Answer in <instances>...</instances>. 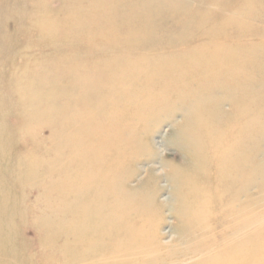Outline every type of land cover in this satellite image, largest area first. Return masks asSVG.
Returning a JSON list of instances; mask_svg holds the SVG:
<instances>
[{
    "label": "rangeland",
    "instance_id": "obj_1",
    "mask_svg": "<svg viewBox=\"0 0 264 264\" xmlns=\"http://www.w3.org/2000/svg\"><path fill=\"white\" fill-rule=\"evenodd\" d=\"M166 2L0 0V231L11 264H128V258L131 264H212L209 257L245 236L258 248L245 264H264V0H174L180 17L163 14ZM128 8L141 14L132 17ZM117 64L149 79V87L140 83L137 91L112 86L121 92L113 103L127 108L117 120L135 136L136 149L117 174L127 205L116 225L127 229L106 242L128 243L130 253L69 263L72 233L57 223L65 218L58 209L72 182L52 167L55 123L67 116L79 82L104 70L123 77ZM147 99L159 111L141 119L131 109ZM98 101L101 115L97 119L92 108L88 117L106 126L110 113ZM213 113L223 118L221 127L238 131L230 159L235 200L223 206L215 199L224 197V184L215 183V173L197 172L201 162L193 151L199 145L184 129L198 122L206 131ZM205 180L214 200L198 206L185 187ZM228 208L233 213L227 216ZM111 210L109 217L117 214ZM85 245L99 247L96 241Z\"/></svg>",
    "mask_w": 264,
    "mask_h": 264
},
{
    "label": "bare ground",
    "instance_id": "obj_2",
    "mask_svg": "<svg viewBox=\"0 0 264 264\" xmlns=\"http://www.w3.org/2000/svg\"><path fill=\"white\" fill-rule=\"evenodd\" d=\"M102 1L115 6V2L119 0ZM169 1L172 3L167 4ZM173 1L174 0H167L165 3L166 5L162 6L164 15H172L171 17H173L178 15L175 14L176 12H180V10H175L177 8L173 7L175 3ZM131 2L132 0H127L129 5ZM153 11L155 12L156 9ZM127 13L133 17L135 15H140L141 11L128 8ZM178 17H180V13ZM173 19L176 18L174 17ZM122 23H124V21H122ZM109 25H111V23ZM116 38L117 36L114 37V39ZM117 39L120 40L121 37ZM124 39H131V36H125ZM115 68L120 71L122 70L121 72H123L124 76L118 77V75H113L110 70H104L99 72L94 80H90L86 83L79 82L80 84L77 85V88H79L81 92L75 96H70V98H72V106L70 105L69 109L66 110L67 116L55 123L56 139H54V142L58 155H55L54 160H52V167H56V172H58V175L61 174V178H68L72 182V186L64 200L66 203L61 202L60 209H58L59 211H63L66 219L64 218L63 221H58L57 223L60 229L64 228L65 231L72 233L69 238L74 242L75 250L70 254L71 259L69 263H81L96 256L116 255L121 252L128 255L130 253L128 243L123 245V247H117V245H115L116 243L109 246L106 242V239H108L107 236L110 235L113 237V242L118 241V233L123 229H127L125 223L116 225L117 221L121 222V220L126 218L122 210L127 205V203H125V198L121 199V195L123 196L122 193L124 191H121V188H117L116 186L118 181L117 174L124 159H129L131 150L136 149L135 136L128 135L124 128L126 126L125 123L117 120V116L119 117V115L124 112L127 113V108L118 109L117 105L113 103L115 97L121 98V92L113 87L116 83L117 85L128 84L136 90L138 86H141L140 83H142V86H146L147 89L149 87V79L138 77L135 71L127 68L125 69L120 64H117ZM104 78L110 80L106 83L110 86L106 85V87L103 86L105 88H95L96 85L101 84ZM140 79L142 81H140ZM134 85L137 86L135 87ZM92 93L97 95L96 101L93 99L90 100L88 94ZM126 93L129 96L130 92L126 91ZM130 97V100L134 99L132 94ZM99 99L103 102L101 107L110 113L106 116L107 118L105 117V119L108 120V125L106 126L97 124L94 117H88L89 110L92 108L96 109L94 103L97 102L99 104ZM139 103L140 104H137L135 109H131V112L136 113L141 119L146 118L145 116L149 115V112H153L154 110L159 111V108H155L153 101L150 99L144 102L140 100ZM98 108L96 109L97 119L101 115ZM45 109L44 114L46 115L48 111H45ZM222 119L223 118H219V120H216V115H214V113L205 119L211 122L210 127L206 129L207 132L198 130V122L193 123V126L184 128L186 131H189L188 133L195 138L194 142L199 145L197 148L192 147V149L194 148L196 151H193V159L201 162V166H199L197 172L203 175L215 173L216 177L214 178H218V175L220 178L216 180L215 183L220 182L224 184V190L226 192L224 197L218 196L215 199L220 206H223L224 203L228 201L235 200V197L229 193L234 175L232 166H230V159H232L233 145H235V141H233L232 138L236 136L238 132L230 128V126L225 127L224 125L221 127L219 121ZM29 120H33V117L29 116ZM128 123H131V121ZM221 134H225L226 136H222ZM93 138L98 140L96 145L90 143ZM200 146H202V150ZM64 152H67V154ZM0 153L2 154V152ZM221 160L224 161L223 165L220 163ZM204 161L207 166L203 163ZM210 162L215 165H211ZM219 168H223L222 170L225 171H221V174H219ZM210 169L211 171H209ZM209 183L210 181L207 180H205L204 186L193 182L187 183L186 187L184 185L188 193L187 196L192 198L198 206H201L203 202L214 200V195L210 194L205 188ZM1 208L0 205V209ZM87 208H89V212H86ZM111 209H115L117 214L109 217L108 215L113 213ZM58 210L54 209V214L59 212ZM226 210L225 215L227 216L233 213L229 208ZM128 225L130 226V224ZM5 234V230L2 232L0 231V264H11L8 261V251L3 244L6 238ZM95 241L96 244H99V247L96 249L88 248V245H85H92ZM104 245L105 247L103 248ZM221 248V251L209 257L213 260L212 264H245L250 251H258L255 245L251 247L249 237L246 236L242 241H235ZM143 251L137 252V257H142ZM261 251L262 254H264V249ZM127 262L131 264V258H128ZM261 263H264V260H262Z\"/></svg>",
    "mask_w": 264,
    "mask_h": 264
}]
</instances>
